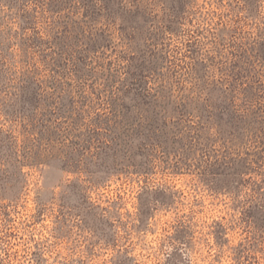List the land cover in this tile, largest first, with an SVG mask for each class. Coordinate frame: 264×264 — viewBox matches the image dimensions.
<instances>
[{"label":"rangeland","instance_id":"obj_1","mask_svg":"<svg viewBox=\"0 0 264 264\" xmlns=\"http://www.w3.org/2000/svg\"><path fill=\"white\" fill-rule=\"evenodd\" d=\"M0 264H264V0H0Z\"/></svg>","mask_w":264,"mask_h":264},{"label":"trees","instance_id":"obj_2","mask_svg":"<svg viewBox=\"0 0 264 264\" xmlns=\"http://www.w3.org/2000/svg\"><path fill=\"white\" fill-rule=\"evenodd\" d=\"M59 2V1H58ZM56 3V4H59V3ZM92 3V2H91ZM110 1H108V5H110ZM12 4H15V3H12ZM58 9H63V6H61V5H59L58 7H56V10H58ZM137 17H135L134 19H136ZM27 25V24H26ZM26 26H24V28H25ZM129 29H133V28H129ZM66 36H64L63 38H65ZM91 41V40H90ZM95 46V47H94ZM97 46L98 45H93V47L92 46H90L89 45V50L86 52V53H91V52H93L94 50H96L97 49ZM86 51V50H85ZM84 54V53H83ZM84 57V56H83ZM81 62H85V59H83L82 58V60H81ZM84 65H86V62L84 63ZM81 66H82V64H81ZM80 65H76V67H78L79 68V70H81L80 68H82ZM140 73H141V71H139V72H137V73H133L132 74V76H134L135 78H137L138 76L140 77ZM28 78V77H27ZM31 81H27V80H23V81H21L20 82V84H19V94H23V93H27V94H32L33 92L35 93L36 91L35 90H41L42 89V85H36V86H34V85H32L31 83H30ZM134 82V81H133ZM134 85L135 86H137V83H134ZM127 92H129V90L127 91ZM16 95H18L17 93H15ZM126 94V93H125ZM126 95H129V94H126ZM148 95H150V94H145V95H142L140 92H138V90H134V93L132 94V96L130 95V97H134V98H132V100H135L136 98L135 97H148ZM136 103H138V102H136ZM212 104H214V105H217V102L216 103H212ZM181 106H183V104H180Z\"/></svg>","mask_w":264,"mask_h":264}]
</instances>
